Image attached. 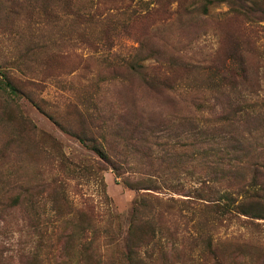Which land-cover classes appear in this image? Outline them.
Returning <instances> with one entry per match:
<instances>
[{"label":"rangeland","instance_id":"1","mask_svg":"<svg viewBox=\"0 0 264 264\" xmlns=\"http://www.w3.org/2000/svg\"><path fill=\"white\" fill-rule=\"evenodd\" d=\"M7 82L16 89L0 86V264H117L143 192L160 198L156 225L143 228L155 242L141 246L153 264H264V218L217 220L204 208L186 225L164 209L211 203L194 197L207 145L193 143L229 96L245 100L234 107L250 113L254 158L227 155L235 169L225 165L214 186L264 203V0H0ZM81 139L111 148L116 169ZM147 180L153 189L138 188ZM84 201L100 222L78 219L90 218Z\"/></svg>","mask_w":264,"mask_h":264},{"label":"trees","instance_id":"2","mask_svg":"<svg viewBox=\"0 0 264 264\" xmlns=\"http://www.w3.org/2000/svg\"><path fill=\"white\" fill-rule=\"evenodd\" d=\"M212 0H208L210 3ZM202 14L207 15L208 14V7L207 5L204 6ZM221 71H224V73L230 72L229 67L227 64L223 65L221 68H219L218 72L213 75L214 80L216 81L217 90L221 91L224 87V83H222L220 80L224 79L225 76H222V78H219V75L221 74ZM223 74V73H222ZM224 74V75H225ZM244 81H247V75H243ZM0 86L4 89H7L8 87L11 88L12 91H15V86L12 82L7 83H1ZM237 86L235 84L230 85V89L232 92L236 90ZM241 101H245L243 98L236 97L233 99L231 96L228 97L227 102L220 101L218 102L220 105V112L217 115H214L217 112L216 106H212V108L209 109L210 115H214L213 117L208 118L209 126L207 129L201 130L200 133L205 135L204 140L196 141L193 144H197L198 142H203L207 145V150L203 151L205 153L206 161L207 163H204L201 165L202 171L205 173L206 178L202 179L200 181L201 187L197 188L196 190V198L206 200L211 203H203L199 210L192 206L194 202H192V199H188V201H182V200H175L172 199L171 201H168L165 203V208L170 211H175L179 218H182L185 221V224L187 225L188 222L192 221L193 216L192 214H196L198 211L202 209H208L210 210V214L214 215V218L217 220H220V218H224L226 220H231L233 218L238 219V215H247L254 218H264V203L260 200L256 201L251 207L246 206L244 203L236 202V199L234 198L233 194L229 190H222L218 189L216 186H214L215 182L214 180H217L221 182V179H223V175H225V165L229 166V170H234L236 163L232 162L231 158L229 159L227 157L231 156L230 153H236L235 159H239V155L237 153L242 154L245 158L253 159L252 156V146L247 145L245 143V137L243 133H250L249 126L242 127V125L245 123L248 124V120L243 116L244 110L238 109L237 107H234L235 103H240ZM246 115H250L249 112L245 113ZM244 114V115H245ZM193 123V122H192ZM197 133H194V135ZM82 143L89 148L90 150L94 151L102 161L109 163L114 169H116V163L112 159L111 155V148H108L106 146H103L102 144L98 142H92L89 143L86 139H81ZM195 149H193L194 151ZM191 158H193V161L195 162L198 160L197 156H195L194 153H192ZM195 166L197 164L194 163ZM61 166L67 170L70 173H78L80 175L85 174L87 172H90L91 168L87 166H81L78 167L77 165H74V168H70L67 162H62ZM205 169V170H204ZM76 171V172H74ZM200 172V173H203ZM221 174V177L219 178L218 175ZM233 175V173L231 174ZM230 179H234V176L230 177ZM145 182V186L138 187L140 189H153L152 183L150 180H147ZM56 183V189H59L63 192V195L66 196L65 190L66 186L64 182H57ZM130 187L133 188V184L130 182L128 183ZM142 194L135 202L133 214L130 222V228L131 231L129 232V235L127 236L128 243L125 244L126 250L122 254L118 256L117 264H153L154 259L152 256L146 258L141 254V246L142 245H149L152 242H155L156 239V232H152L150 234L147 231H144L143 228L147 225L151 228H154L156 225V218H155V212L154 209H156L157 205L159 203H156V201L160 200V198L151 193V192H143ZM259 198V196H257ZM84 207L86 210H89L90 214L89 217H84L86 212L80 210L78 219L82 222L86 223H98L101 221V215L100 212L96 211V206L93 204L87 203V201H84ZM204 209V210H205ZM191 211V212H190ZM112 218V216H110ZM174 218V217H173ZM113 219L110 220L111 224H113ZM115 220V219H114ZM75 235V234H74ZM193 235L190 234V237ZM69 237V236H68ZM111 237V235H110ZM70 238V237H69ZM199 238V237H198ZM197 238V239H198ZM196 239V240H197ZM113 240V239H112ZM209 251H210V245H209ZM215 264H227L225 261L222 260H216Z\"/></svg>","mask_w":264,"mask_h":264}]
</instances>
